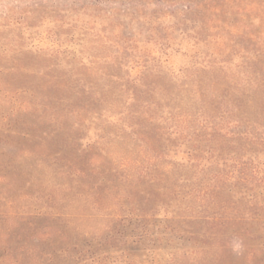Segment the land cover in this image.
Listing matches in <instances>:
<instances>
[{
    "label": "rangeland",
    "instance_id": "374dc122",
    "mask_svg": "<svg viewBox=\"0 0 264 264\" xmlns=\"http://www.w3.org/2000/svg\"><path fill=\"white\" fill-rule=\"evenodd\" d=\"M0 264H264V0H0Z\"/></svg>",
    "mask_w": 264,
    "mask_h": 264
}]
</instances>
